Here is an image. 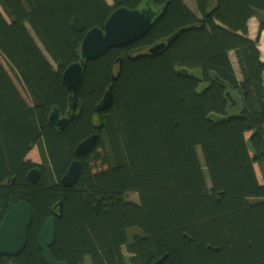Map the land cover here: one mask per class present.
Listing matches in <instances>:
<instances>
[{"label":"trees","instance_id":"1","mask_svg":"<svg viewBox=\"0 0 264 264\" xmlns=\"http://www.w3.org/2000/svg\"><path fill=\"white\" fill-rule=\"evenodd\" d=\"M156 1L165 12L146 36L88 62L81 109L60 131L49 115L68 108L62 74L85 34L139 0H0V54L31 102L0 59V224L11 201L34 211L26 248L0 264H45L37 238L61 200L51 250L68 264H154L165 254L163 264H264V61L249 36L254 16L264 30V0ZM174 33L160 54H128ZM119 57L114 105L100 111ZM183 66L202 75L177 73ZM93 134L94 149L76 156ZM152 137L162 153L150 155L159 143L147 151ZM34 147L35 185L27 179L38 166L28 159ZM75 159L81 173L67 188L61 178ZM121 231L125 247L112 238Z\"/></svg>","mask_w":264,"mask_h":264},{"label":"water","instance_id":"2","mask_svg":"<svg viewBox=\"0 0 264 264\" xmlns=\"http://www.w3.org/2000/svg\"><path fill=\"white\" fill-rule=\"evenodd\" d=\"M155 0H146L135 8L121 6L116 8L106 20L104 27L95 26L85 34L79 51V58L69 64L63 74V84L69 96L68 108L63 115L60 110H53L49 115V123L60 131H63L67 125L74 120L79 109H81V93L85 80L86 68L89 61L96 60L105 55L112 48H121L128 46L138 39L146 36L157 20L164 14L166 8L162 5L158 7L154 3ZM179 33L170 35L165 41L153 45L148 53H139L135 56L129 54L132 59L143 56H153L165 51L178 37ZM123 57H119L116 61H120L119 69L112 76V84L106 89L102 100L97 105L100 111L111 109L115 102V84L123 72ZM177 73L185 76H201L202 71L199 69H190L188 67H178ZM218 81L228 87L226 98L231 102V106H237V100L233 97L230 84L220 79L216 74L213 75ZM213 117L220 120L222 117L212 114ZM99 134H93L80 142L76 149V156H84L89 154L97 145ZM82 169L79 159H75L61 178L62 184L67 188L75 186ZM42 176L41 169L36 166L32 168L27 179L32 184H37ZM15 180V178L13 179ZM57 210L54 215L46 220L43 228L38 235L37 245L42 250V257L45 264H68L66 261H60L54 258L52 254V246L55 244L57 236V218L63 213V201L61 200L55 206ZM33 208L25 200L10 203L9 210L4 215L0 224V257L18 256L27 246L29 240V229L33 222ZM169 254H165L154 264H163Z\"/></svg>","mask_w":264,"mask_h":264},{"label":"rangeland","instance_id":"3","mask_svg":"<svg viewBox=\"0 0 264 264\" xmlns=\"http://www.w3.org/2000/svg\"><path fill=\"white\" fill-rule=\"evenodd\" d=\"M108 1H109V3L113 4V0H108ZM193 7H195V6L193 5ZM0 59H2L1 61H2L3 65L8 69L10 75H11L12 78H13V81L16 83V85H17L18 88L20 89L21 93L24 95V97L26 98V100L28 101V103L31 104L30 99H29L28 96L25 94L24 89H23V87L21 86L22 84H20V82H18V80H17L15 74L10 70V68H9L8 64L6 63V61L3 60L1 54H0ZM232 59H233V61H234V64L236 65V68H237V71H238V66H237V62H236V60H235V56H234V54H232ZM238 73H239V71H238ZM151 143H152V146H154V145H158V143H159L158 148H159L160 151L158 150L159 152H152V153L150 154V152L148 151V149H149V146H150ZM146 148H147V151L149 152L150 155H153V154H156V153H162V152H163L162 143H161V140H160L159 137H152V138L148 141V146H147ZM28 159H31L32 161H34V162H36V163H41V162H42V160H41L42 157H41L40 151L38 150L37 147L33 148V149L30 151V153L28 154ZM256 166H257V165H256ZM256 168H257V170H258V172H259V168H258V166H257ZM97 169H98V168H97ZM259 175L261 176V173H260V172H259ZM130 196H131V197H134L133 194H131ZM112 238H113L114 240H117V241L121 242V244L123 245V247H125V245L127 244L128 240H129V232H128V231H121V232H118V233H114V234L112 235ZM123 252H124V255H125L126 257L129 256V253H128V251L126 250V248L124 249ZM89 262H90L89 257H86L84 264H87V263H89ZM128 264H129V263H128ZM181 264H187V263L184 262V261H182Z\"/></svg>","mask_w":264,"mask_h":264},{"label":"crops","instance_id":"4","mask_svg":"<svg viewBox=\"0 0 264 264\" xmlns=\"http://www.w3.org/2000/svg\"><path fill=\"white\" fill-rule=\"evenodd\" d=\"M249 36L252 39L258 40V46L260 48L261 59H262V61H264V30L261 33H259V19L256 16L252 17L249 21ZM231 53L233 54L234 52H231ZM233 63H234V61H233ZM234 66L236 68L235 64H234ZM237 66H238V64H237ZM236 70H237V68H236ZM262 80H263V84H264V72L262 75ZM250 134H251V132H248L247 136H249ZM259 172H260V170H259Z\"/></svg>","mask_w":264,"mask_h":264},{"label":"flooded vegetation","instance_id":"5","mask_svg":"<svg viewBox=\"0 0 264 264\" xmlns=\"http://www.w3.org/2000/svg\"><path fill=\"white\" fill-rule=\"evenodd\" d=\"M144 1H146V0H139V2H138V5L140 6V4L141 3H143ZM155 5H157V6H162L163 4H165V3H163V4H159L156 0H155ZM137 5V6H138ZM136 6V7H137ZM121 7V6H120ZM165 12V11H164ZM169 37V36H168ZM168 37H164V38H161L160 40H158V42L157 43H159V42H162V41H165ZM156 44V43H155ZM155 44H153V45H155ZM152 45V46H153ZM151 45L150 46H147V47H139V48H137V49H132V50H130L129 51V53L128 54H131L132 56H135V55H137V54H139V53H148L149 52V50H150V48L152 47ZM120 63V61H116V64L115 65H117V64H119ZM118 69H119V67H118ZM118 71V70H117ZM63 115H65V113H62ZM71 123V122H70ZM69 123V124H70ZM68 124V125H69ZM90 137V136H89ZM42 160V159H41ZM42 163V162H41ZM41 163H37L38 164V167H39V165H41ZM40 168V167H39Z\"/></svg>","mask_w":264,"mask_h":264},{"label":"clouds","instance_id":"6","mask_svg":"<svg viewBox=\"0 0 264 264\" xmlns=\"http://www.w3.org/2000/svg\"><path fill=\"white\" fill-rule=\"evenodd\" d=\"M25 92V91H24ZM26 94V93H25ZM27 95V94H26ZM24 96V95H23ZM26 99V98H25ZM35 148V147H34Z\"/></svg>","mask_w":264,"mask_h":264},{"label":"bare ground","instance_id":"7","mask_svg":"<svg viewBox=\"0 0 264 264\" xmlns=\"http://www.w3.org/2000/svg\"><path fill=\"white\" fill-rule=\"evenodd\" d=\"M19 82V81H18Z\"/></svg>","mask_w":264,"mask_h":264}]
</instances>
